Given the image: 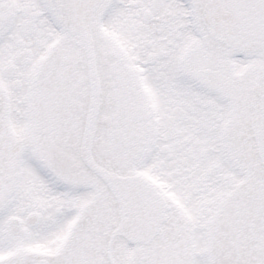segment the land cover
<instances>
[{"label": "snow or ice", "instance_id": "snow-or-ice-1", "mask_svg": "<svg viewBox=\"0 0 264 264\" xmlns=\"http://www.w3.org/2000/svg\"><path fill=\"white\" fill-rule=\"evenodd\" d=\"M0 264H264V0H0Z\"/></svg>", "mask_w": 264, "mask_h": 264}]
</instances>
